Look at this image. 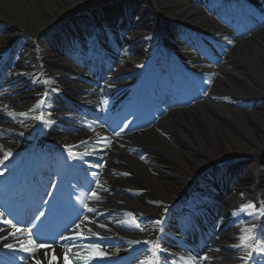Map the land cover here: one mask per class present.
I'll use <instances>...</instances> for the list:
<instances>
[{"label":"bare ground","instance_id":"1","mask_svg":"<svg viewBox=\"0 0 264 264\" xmlns=\"http://www.w3.org/2000/svg\"><path fill=\"white\" fill-rule=\"evenodd\" d=\"M112 1L115 0H0V25L4 24L11 28L9 33L0 35V59L12 49L17 53V45L14 42L21 32L27 31L31 40L27 47L23 46L25 42H20L17 46L21 52L26 47L25 56L9 68L5 82L0 88V146L14 149L24 142L41 136L34 133L37 125L35 120L29 119L28 108L31 103L33 107L37 105L34 91L44 89V86L35 78H41L44 72L52 78L56 92H62L70 98L71 87H74L78 89L76 97L82 98V95H85L86 100L90 102L89 96L94 94L86 93V84H80L81 87L74 86L67 79L74 75V68L67 71L66 77L62 76L63 68H71L65 67L67 57L63 52L59 50L56 52L47 44L49 37L47 32L66 31L67 26L63 25L65 13L85 6H93L106 12L104 4ZM143 4L145 8L138 9L141 11L137 14L142 15L149 9L153 18L142 21V36H135L133 32L132 35L136 39L144 38L150 32L158 38L162 24H167L169 21L190 23L191 20L204 19L200 9L193 3H184L180 0H144ZM96 14L97 12L94 13L95 16ZM96 19L101 20L99 13ZM119 29L114 28V32ZM168 41L171 46H175L174 49L177 48L174 36ZM128 42L126 46L132 43ZM97 43L99 44L97 52L100 55L113 61L119 60L117 52L105 39L98 40ZM145 44L146 48H152L148 41ZM154 50L151 49L152 52ZM181 53L189 57L186 51L182 50ZM230 54L231 61L221 66L220 76L203 101L188 109L171 111L147 130L128 135L121 132L118 137L112 131L104 134L111 144L105 149L106 157L102 159L103 187L98 191L100 199L93 200L97 205L95 211L88 214V218L93 222L85 221L83 231L89 237H94L88 232L90 228L99 236L117 238L118 242L113 244L114 249L111 251L107 249V256H111L108 264H112L116 256H123L133 251L134 239L145 238L148 229L157 228L159 224L155 221L165 214L171 203H176L183 197L189 201V204L195 203L190 197L192 194L189 193L191 183L207 176L214 167L217 169L225 167L233 159L248 158L249 166L236 184L229 188L226 185L224 187L230 191L229 199L232 202L229 207L225 209L217 207L216 189L221 190L222 186L219 180H215V188L211 189L210 200L206 202L208 204L192 206L186 212V217L177 222L176 226L180 228L184 224H198L200 216L208 218L216 216L218 223L222 218H229L227 222L231 224V221H234L233 210L248 203L249 196L245 192L251 194L252 188H257L260 192L261 202H257L254 197L249 199L256 206V210L258 211L264 204V169L261 167V159L264 157V106L248 111L237 109L226 102L229 98L230 101L264 99V31L240 42ZM36 59L39 60L38 63ZM146 60L147 58L145 62ZM134 61L141 63L137 59ZM124 63L131 69H136L133 63ZM198 69L205 71L204 62L198 64ZM60 70L61 75L58 72ZM65 81L68 88H63L66 85ZM51 110H55V119L58 121H63L62 119L69 115L61 111L57 105ZM19 113L28 115L25 117ZM84 131V129L79 130L85 136L102 139L94 135L100 131L98 128ZM57 139L63 140L64 137L57 135L55 140ZM136 148L147 153L149 159L134 154ZM238 188L243 189L238 190ZM237 196L240 198L238 199ZM151 199L156 201H149ZM129 213L132 215L130 216ZM257 216L259 217V212ZM130 218L139 221L145 231L127 224V221H131ZM252 225L253 223L249 221L241 223L235 231H230L222 239L209 244L205 253H200L196 244H192L190 250L182 249L179 251L182 257L180 264H185L186 261L189 264H244L241 257H245L252 248L246 245L241 247H232V245L238 244L235 232L246 231ZM255 231L256 228L252 232H246L249 237H253ZM251 240L252 238L246 240V244L254 245ZM84 250H86V258H84L86 264H95L94 249ZM261 254L263 253L253 252L252 256L257 257ZM149 256L151 255L146 253L145 261H148ZM204 256L211 259L204 260L202 259ZM42 260L43 264H46L43 258Z\"/></svg>","mask_w":264,"mask_h":264},{"label":"snow or ice","instance_id":"2","mask_svg":"<svg viewBox=\"0 0 264 264\" xmlns=\"http://www.w3.org/2000/svg\"><path fill=\"white\" fill-rule=\"evenodd\" d=\"M44 97L45 98L47 97V92L44 93ZM43 103H44V99L42 98L40 101L37 102L36 107H39ZM34 110H35V108L30 109L29 111H34ZM19 115H22V116L27 117L28 114L27 113H19ZM33 118L34 119H37V120H40V121H42L43 123H46V124L47 123H50L49 120L45 119V116H44V113L43 112H41L37 116H34ZM122 131H124V127H121L120 131L115 132L114 135L118 137V136H120V134H121ZM99 142L100 141H97V143H99ZM82 143H86V142H82ZM110 144H111V141L109 140V141H107V145L106 146H110ZM0 151H3V160H0V164H3L4 161H6L11 156L12 153H11L10 150H4L3 149V146H0ZM75 155L76 154H74L69 149V156H75ZM100 159L102 160L103 158L100 157ZM94 166L95 167H102L103 165L102 164H98V165H94ZM3 174H4L3 171H0V175H3ZM92 175H93V177H96L97 173L94 172V173H92ZM124 175H127V173H124ZM96 186H97L96 189H93V190L90 191V197H89V199H96V200H99L100 199V196L98 194V191L103 186L100 184V182L98 180L96 181ZM50 187L55 188L56 185L55 184H52V185H50ZM103 190L104 191H107V189H103ZM48 195H51V193H48ZM44 203H47V201H45ZM81 203L83 205V208L86 209L88 212H94L95 211V209L90 208L88 206V204L83 203V202H81ZM244 208H251V209L255 210V205L248 204V205H245ZM259 214L260 215H264V212H261ZM44 215H45V212L44 211H40L39 212V215L36 216L35 219L39 220L40 217H43ZM129 215L131 216L132 214L129 213ZM3 216H4V213L3 212H0V217H3ZM83 219H84V221H87L88 223H92L93 222L88 217H84ZM2 222H3V224L10 225L13 229H15L14 232L10 233L11 235H15L16 233H18V232L21 231V229L19 227H17V225L14 224L11 220H3ZM133 223H135V226L137 228H139L141 231H144V228H142L139 223H136L135 222V218H133ZM155 223L156 224H160L161 221L157 220V221H155ZM97 226L98 227H104V225H97ZM255 228H256V225L253 224L252 227L249 228V229H247L246 231L252 232ZM76 229H80V225L79 224L76 225ZM3 230L4 229L0 228V231H3ZM88 232L92 233V236L96 237L97 240L103 239V237H100L98 233H93L92 232V229H90V228L88 229ZM31 236H32V234L29 233V237H30L29 244L31 245V247L30 248H26V247H24L23 243H21V250L34 252V251H36L39 248L45 247V245L42 244V243L41 244L36 243V241L34 239H31ZM251 238L252 237H241L240 238L241 239V244L232 245V247H241L242 244H245V241L246 240H249ZM60 239H62V240H70L72 242V247H76L78 249H89V248L90 249H95V247H96V245L92 242V238L89 237V236H85L82 231L76 232V234L74 236H70V237L61 236ZM81 239L88 240L89 243L86 244V245L77 244L76 241L77 240H81ZM133 243H137V242L134 241ZM145 243H150V242L149 241H145ZM6 246L9 249H12V247H13L11 244L6 245ZM246 246L249 247V248H252V251L247 252L245 257H241V259L244 260V264H248V260L252 258L253 252H257L258 254L264 253V247H259L258 245L255 246V247H253V245H251V244H246ZM48 247H50V246H48ZM154 247L157 248V249L160 248L159 243H156L154 245ZM67 251L70 252L71 251V248H68ZM100 255H103V253H100ZM153 255H155V253H153ZM65 258H67V254H66ZM81 258H83V257H81ZM202 259L208 260V259H211V258L208 257V256H204V257H202ZM37 264H39V262H37ZM141 264H145V262L142 261ZM148 264H151V261H148ZM185 264H189V262L186 261Z\"/></svg>","mask_w":264,"mask_h":264},{"label":"rangeland","instance_id":"3","mask_svg":"<svg viewBox=\"0 0 264 264\" xmlns=\"http://www.w3.org/2000/svg\"><path fill=\"white\" fill-rule=\"evenodd\" d=\"M241 100V101H240ZM239 101H234L238 104V109L254 111L256 108L259 109L264 106V99L251 98L248 100L240 99Z\"/></svg>","mask_w":264,"mask_h":264}]
</instances>
